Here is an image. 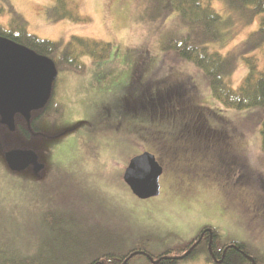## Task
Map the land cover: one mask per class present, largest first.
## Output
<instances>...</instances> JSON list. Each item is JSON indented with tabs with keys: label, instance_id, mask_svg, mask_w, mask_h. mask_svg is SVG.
<instances>
[{
	"label": "rangeland",
	"instance_id": "obj_1",
	"mask_svg": "<svg viewBox=\"0 0 264 264\" xmlns=\"http://www.w3.org/2000/svg\"><path fill=\"white\" fill-rule=\"evenodd\" d=\"M149 3L82 0L77 16L86 22L76 23L49 19L54 0H0L5 28L10 5L27 23V33L38 39L67 42L76 37L111 46L104 60L80 58L83 73H58L54 97L62 113L42 118L41 136L3 134L16 150L34 152L42 169L11 171L0 150V242L15 247L22 241L30 250L35 236L49 228L51 219L44 218L50 214L79 224L98 252L139 250L130 264H143L145 252L173 251L166 257L179 258L177 251L205 226L217 229L221 242L242 244L264 262L261 113L222 108L198 68L163 51L161 40L177 19L171 14L151 20ZM211 6L223 21L232 20L211 50L223 56L236 53L258 28L259 17L242 26L233 22L223 1ZM255 55L263 68L264 58L259 51ZM247 71L244 59L237 58L230 85L237 88ZM162 79L180 85L162 86L156 107L169 111L175 108L172 101L181 102L176 106L190 104L191 114L177 110L153 120L156 107L144 93ZM204 124L207 131L200 132ZM143 152L153 154L163 168L160 194L147 200L136 198L121 179L128 160ZM179 264L212 263L201 256Z\"/></svg>",
	"mask_w": 264,
	"mask_h": 264
},
{
	"label": "trees",
	"instance_id": "obj_2",
	"mask_svg": "<svg viewBox=\"0 0 264 264\" xmlns=\"http://www.w3.org/2000/svg\"><path fill=\"white\" fill-rule=\"evenodd\" d=\"M4 1L6 2V0ZM81 1L54 0L55 5L48 12L49 19L52 22L64 19L76 23L86 22L84 18L77 16ZM212 1L214 0H150L148 7L151 13L153 12L150 19L164 20L169 15L175 14L177 21L171 31L163 36L160 44L161 49L173 52L177 58L186 60L198 68L205 76L211 95L218 105L225 109L256 108L259 110L262 116L260 145L264 152V67H260L259 60L255 55V52L259 51L264 58V0H221L225 3L230 14L234 16L233 22L236 21L242 26H247L252 24L256 17H259L258 28L250 33L246 40L242 41L236 53L227 56L212 51L209 46L223 40V28L231 23V19L222 20V17L212 8ZM4 11L5 9L0 7V13L2 14ZM7 12L11 17L10 24L8 28L0 25V37L48 58L54 65L57 75L60 72L83 73L85 65L79 60L84 56L98 61L106 59L109 55L111 46L108 43L76 37L70 38L67 42H50L38 39L27 33V23L14 12L10 5ZM245 54H247L246 57H244ZM241 57L244 59L248 71L241 84L237 88H233L229 78L236 66L237 58ZM169 80L170 78H167L170 84L175 81L174 78L170 82ZM163 81L162 79L152 82L150 88L144 93L153 98L154 107L159 105L157 93L162 86L169 89L180 85L170 86ZM55 100L53 84L52 94L44 108L27 114L37 112L38 115L33 114L35 118L33 116L30 118L25 114L15 115L13 132H10L0 120V150L3 155L16 149L14 144L8 143L2 138L3 134L22 133L27 124H30L33 131L36 132L34 136L39 137L41 136L39 127L42 118L50 114L61 115L63 106ZM172 100L169 99V101ZM172 103L175 108L169 111H167L169 109L167 106L166 109H159L157 106V115L153 120L159 121V117H168L171 112L177 110L184 112L187 109L190 114L192 113V108H189L190 104L185 107L184 103L179 108L178 104H182L181 102L172 101ZM192 126L196 128L193 122ZM206 127L204 124L202 128L205 131L198 130L206 132ZM191 128L190 126L189 129ZM45 216L44 219H48V221L51 219L48 223L49 228L35 236L30 250L26 246L23 248L22 241L15 247L0 242V264H130L132 257L139 255L137 249H130L119 254L98 252L92 245L90 235L84 228H80L79 224L74 221L71 223L60 221L59 218L55 220L52 216L50 217V214ZM220 240L221 237L217 229L205 226L191 243L181 251H177L180 253L179 258L166 257L173 251L158 255L145 252L142 254L146 259L143 264H179L188 260H196L201 256L206 263L212 264H264L263 261L254 257L255 255L248 254L244 245H234L229 241L221 242Z\"/></svg>",
	"mask_w": 264,
	"mask_h": 264
},
{
	"label": "water",
	"instance_id": "obj_3",
	"mask_svg": "<svg viewBox=\"0 0 264 264\" xmlns=\"http://www.w3.org/2000/svg\"><path fill=\"white\" fill-rule=\"evenodd\" d=\"M56 71L52 62L30 49L0 37V119L14 130L15 115H27L47 103ZM11 171L20 172L32 166L37 172V156L28 150H12L4 154ZM162 166L155 156L143 152L129 159L122 180L139 200L160 194Z\"/></svg>",
	"mask_w": 264,
	"mask_h": 264
},
{
	"label": "flooded vegetation",
	"instance_id": "obj_4",
	"mask_svg": "<svg viewBox=\"0 0 264 264\" xmlns=\"http://www.w3.org/2000/svg\"><path fill=\"white\" fill-rule=\"evenodd\" d=\"M45 106V105H44ZM44 108V107H43ZM33 114H35V115H38L37 114V112L35 113V112H33V113H30L29 115H27L28 117H32L33 116V118H35V115H33ZM42 121V120H41ZM41 123V122H40ZM14 129H15V127H14ZM24 132H22V134L25 136V137H27V138H32V137H35L34 135L36 134V132H34L33 131V129H32V127H31V125L30 124H27V127L25 128V130H23ZM38 161V160H37ZM38 165H39V163H38ZM39 170L38 171H40L41 169H42V166H40L39 168H38Z\"/></svg>",
	"mask_w": 264,
	"mask_h": 264
}]
</instances>
